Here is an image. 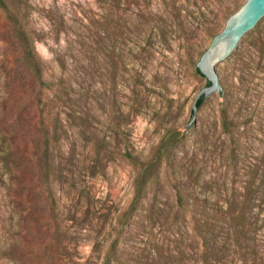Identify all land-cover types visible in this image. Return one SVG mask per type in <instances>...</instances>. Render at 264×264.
<instances>
[{
    "label": "rangeland",
    "instance_id": "1",
    "mask_svg": "<svg viewBox=\"0 0 264 264\" xmlns=\"http://www.w3.org/2000/svg\"><path fill=\"white\" fill-rule=\"evenodd\" d=\"M165 1L163 42L147 46L105 2L5 0L25 16L46 76L64 82L60 99L34 78L0 5V264H200L198 217L178 210L175 180L222 204L242 192L245 168L263 172L264 94L254 103L263 121L235 132L246 148L238 177L221 121L239 63L254 49L247 42L264 25L219 64L229 89L194 116L208 84L196 64L247 0H173L168 9ZM120 2L128 19L137 3ZM147 4L138 6L162 7ZM127 153L158 164L137 207L139 169Z\"/></svg>",
    "mask_w": 264,
    "mask_h": 264
},
{
    "label": "trees",
    "instance_id": "2",
    "mask_svg": "<svg viewBox=\"0 0 264 264\" xmlns=\"http://www.w3.org/2000/svg\"><path fill=\"white\" fill-rule=\"evenodd\" d=\"M97 1L113 6L116 23L121 30L128 29L137 37L145 35L147 46L163 42V0H161L162 7L157 13L144 12L143 8L138 6L140 1L147 2L149 10L151 0H134L137 8L128 19H124L117 12L121 9V0ZM173 2V0L165 1L167 9L171 8ZM0 5L15 26L17 37L23 48L24 60L34 78L43 89L57 96L65 94L64 82L56 83L46 76V67L38 56L34 40L26 28L25 16L21 17L18 11L12 12L5 0H0ZM241 7L242 5L235 12ZM167 21L166 18L165 22ZM248 45L254 49L239 63L237 68L239 85H235L231 95L226 96L222 110L223 131L232 140L227 149V160L235 177L240 175V159L242 155H245L246 150L240 136L235 132L238 126H252L256 119H261L258 106L254 103L264 94V86L260 88L261 83L264 85V36L258 34L247 42ZM206 51L207 49L202 55ZM197 72L202 75L198 69ZM222 88L219 94L228 91L224 84ZM57 98L60 99V96ZM205 100L206 98L202 97L198 101V109L202 108ZM125 156L139 169L134 178L133 206L137 207L144 199L147 186L158 164L145 163L129 153ZM244 176L246 180L242 192L232 189L222 204L208 198L201 199L200 194L190 191V185L182 178L175 180L178 210L194 212L198 217L194 221V230L200 241L198 253L200 264H255L260 260L264 246L262 240L264 237V170L259 174V170L245 168Z\"/></svg>",
    "mask_w": 264,
    "mask_h": 264
},
{
    "label": "water",
    "instance_id": "3",
    "mask_svg": "<svg viewBox=\"0 0 264 264\" xmlns=\"http://www.w3.org/2000/svg\"><path fill=\"white\" fill-rule=\"evenodd\" d=\"M263 25L264 0H247L229 17L224 29L214 37L196 65L209 85L199 92L195 100L194 116L198 110L197 103L202 97L218 95L223 90V84L229 89L219 73V64L228 59L229 65L248 37L255 36Z\"/></svg>",
    "mask_w": 264,
    "mask_h": 264
}]
</instances>
